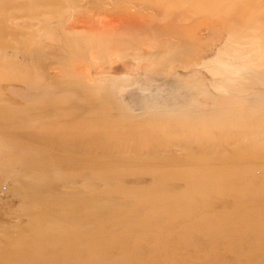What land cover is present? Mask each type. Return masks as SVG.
Returning a JSON list of instances; mask_svg holds the SVG:
<instances>
[{"label": "rangeland", "instance_id": "rangeland-1", "mask_svg": "<svg viewBox=\"0 0 264 264\" xmlns=\"http://www.w3.org/2000/svg\"><path fill=\"white\" fill-rule=\"evenodd\" d=\"M0 264H264V0H0Z\"/></svg>", "mask_w": 264, "mask_h": 264}, {"label": "bare ground", "instance_id": "bare-ground-1", "mask_svg": "<svg viewBox=\"0 0 264 264\" xmlns=\"http://www.w3.org/2000/svg\"><path fill=\"white\" fill-rule=\"evenodd\" d=\"M133 82V81H132ZM126 111V110H125Z\"/></svg>", "mask_w": 264, "mask_h": 264}]
</instances>
